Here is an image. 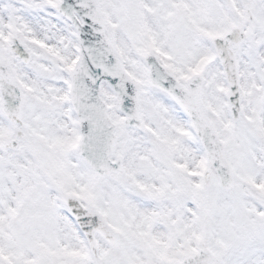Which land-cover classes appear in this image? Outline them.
<instances>
[{
    "label": "snow or ice",
    "instance_id": "1",
    "mask_svg": "<svg viewBox=\"0 0 264 264\" xmlns=\"http://www.w3.org/2000/svg\"><path fill=\"white\" fill-rule=\"evenodd\" d=\"M0 264H264V0H0Z\"/></svg>",
    "mask_w": 264,
    "mask_h": 264
}]
</instances>
